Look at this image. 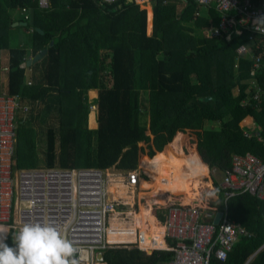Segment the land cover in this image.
Here are the masks:
<instances>
[{
  "label": "trees",
  "instance_id": "trees-1",
  "mask_svg": "<svg viewBox=\"0 0 264 264\" xmlns=\"http://www.w3.org/2000/svg\"><path fill=\"white\" fill-rule=\"evenodd\" d=\"M49 4L48 10H40L37 0H0V55L9 52L8 70L3 71L0 62V93L18 94L30 120L19 114L12 170L15 160L26 165L25 155L33 156L29 168L120 172L162 157L164 172L145 167L138 185L137 226L147 221L151 227L149 240L154 242L148 246L165 244L155 218L142 217L145 205L157 201L170 207L172 200L184 205L200 200V210L226 213L228 220L252 234L240 237L224 261L212 257L209 264H264V201L243 193L225 202L219 181L212 176L216 170L223 174L234 155L248 152L264 162V93L259 102L253 101L249 87L254 79L264 89V59L254 75L250 57L236 62V49L247 43L251 32L244 30L230 39L207 38L202 27L218 26L221 16L193 0H156L152 15L129 0ZM18 9L32 13V19L23 20L25 31H30L27 49L10 47L12 13ZM202 10L209 21L198 16ZM44 49L47 53L40 61L21 67L30 54L34 57ZM27 69L32 71L30 80ZM94 89L98 96L88 104L86 93ZM89 108L97 110L94 130L86 128ZM248 117L254 123L251 131L240 126ZM178 135L182 153L173 146ZM194 163L200 171L192 172ZM172 176L179 181L175 191H185V196L170 190ZM163 212H153L160 222ZM11 234L6 240L9 247ZM171 256L168 251L147 255L121 247L104 251L103 261L164 264Z\"/></svg>",
  "mask_w": 264,
  "mask_h": 264
},
{
  "label": "built area",
  "instance_id": "built-area-1",
  "mask_svg": "<svg viewBox=\"0 0 264 264\" xmlns=\"http://www.w3.org/2000/svg\"><path fill=\"white\" fill-rule=\"evenodd\" d=\"M111 3L118 0H98ZM156 0H131L140 9L152 8ZM167 2L169 0H162ZM204 9H215L221 16L218 26L206 31L207 38L241 35L251 32L248 42L236 49L238 59L249 56L253 60L251 75L261 67L264 58V0H193ZM40 10L49 9V0H37ZM29 21L28 10L22 9ZM258 35V41L254 35ZM255 50L257 52H255ZM254 101L261 99L264 89L258 88L251 79ZM28 108L21 104L18 94L0 93V225L7 226L12 233L26 222L52 223L72 240L78 248L86 250L81 264H100L98 254L114 248H136L147 255L154 251H168L171 258L164 264H209L212 257L222 262L240 237L250 238L252 234L240 224L228 220L221 213L218 223L216 214L202 211L198 205L161 206L164 221L155 218L162 227L164 248H152L154 242L149 235L148 222L134 227V231L122 227L112 228V222L131 220L133 206L124 200H114L109 185L114 172L97 168H24L12 170L17 143L18 117L25 115ZM248 137L247 133H244ZM148 158V157H147ZM145 171L143 162L136 170L125 172L126 188L132 194L138 189ZM219 187L225 202L247 193L264 201V162L252 153L231 156L230 167L223 172ZM123 201L125 203H123ZM130 207V209L128 208ZM123 209H127L124 211ZM132 225L134 223L132 222ZM110 233L127 235L130 240L110 241Z\"/></svg>",
  "mask_w": 264,
  "mask_h": 264
},
{
  "label": "clouds",
  "instance_id": "clouds-1",
  "mask_svg": "<svg viewBox=\"0 0 264 264\" xmlns=\"http://www.w3.org/2000/svg\"><path fill=\"white\" fill-rule=\"evenodd\" d=\"M142 10L147 14V9ZM149 10L152 15V8ZM257 22H264V17ZM9 231L7 226L0 225V264H81L86 258V250L74 245L50 222L24 223L11 234L13 247L6 243Z\"/></svg>",
  "mask_w": 264,
  "mask_h": 264
},
{
  "label": "crops",
  "instance_id": "crops-1",
  "mask_svg": "<svg viewBox=\"0 0 264 264\" xmlns=\"http://www.w3.org/2000/svg\"><path fill=\"white\" fill-rule=\"evenodd\" d=\"M202 9H204V8H202ZM21 10L22 9H18L16 12L12 13V16H13V18L15 20V24L13 25V30L11 31V33L9 35V37H10V47L11 48L25 47L27 49L29 47V33H30V31L27 32L24 29V28H26V26H24V24H26V23L23 22V20L25 19V16H24V14L22 13ZM204 10H208V9H204ZM204 10H202V11H204ZM202 11L200 13H198V16L201 17V19H203L205 22L209 21L210 17L208 15V13L206 12L205 14H202ZM28 16L32 19L31 11H28ZM208 29H209V27H206V26L202 27V34L205 35V33H206V31ZM8 55H9V52H5V51H3L1 53V55H0L1 56L0 57V62H1L2 68H3V71L8 70V60H9ZM31 58H33V57L30 54L28 59H31ZM252 62H253V60H252ZM262 62H263V60H262ZM39 72L40 71H38V73L36 72L35 75H38ZM25 75H26L27 79L30 80L32 78V71L30 69H27L26 72H25ZM2 81H3L4 84H6L5 76H4V79L2 78ZM249 87H250V84H249ZM97 96H98V90H96V89L88 90L87 93H86V100H87L88 104L91 103L92 100L96 99ZM259 101H256V102H259ZM97 126H98L97 125V110H96V108H92V111L88 112V116H87V120H86V128L89 129V130H94V129L98 128ZM240 126L244 127V128H248L250 131L254 129L253 120L251 118H249V117L246 118L245 120H243V124H241ZM181 139H182L181 135H178L176 137L175 140H176L177 143L175 145H177V147H181ZM178 140L180 141L179 144H178ZM174 143H175V141H174ZM172 201H171V203H172ZM157 203H159V202H157ZM159 205H160V203H159ZM145 206L142 208V217L144 219H152V218H154V216H153V214L151 212L152 209L149 210L148 215L143 214V209L145 208ZM155 206H157V205H155ZM130 216H131V221L130 222H133L134 223L133 227H136L137 226V212H136L135 216H134V212H132V215H130ZM134 217H135V219H134ZM117 222H119V221H116V222L114 221L112 223V225L117 223ZM132 231H134V230H132ZM111 240H112V242H114L112 235H111ZM99 254H98V259L99 258L101 259ZM249 259L251 260V258H249ZM100 264H107V263H105L104 261H100Z\"/></svg>",
  "mask_w": 264,
  "mask_h": 264
},
{
  "label": "rangeland",
  "instance_id": "rangeland-1",
  "mask_svg": "<svg viewBox=\"0 0 264 264\" xmlns=\"http://www.w3.org/2000/svg\"><path fill=\"white\" fill-rule=\"evenodd\" d=\"M205 13H206L205 11H202V14H205ZM150 27H151V29L148 32L149 34H151V32H152V25H151V23H150ZM2 78L4 79V75H2ZM235 93H236V90H235ZM89 111H92V108H89ZM20 114L22 115V113H20ZM28 119H29V115L28 114H25L24 115V120L30 121ZM144 121H146V123H147L148 122V119H145ZM241 124H243V121L241 122ZM33 125H35L37 127L38 124H37V122H35V123L33 122ZM208 128L209 129H216L215 126H208L207 129ZM176 143L177 142L175 141V143L173 144V146H175L174 147L175 150L178 153H182L181 147H177V145H175ZM43 148L44 147H37V150L41 151ZM15 149H16V147H15ZM24 160H26V165H23L22 167L20 166L22 163L17 162L16 160L14 161V169H15V170H13L14 172L15 171L18 172L20 169L29 168L31 165H33L32 164L33 163V156L32 155H25L24 156ZM40 162H39V167L42 165ZM145 164L147 165V167L150 170H152L155 173L162 174L164 172V164H163V161H162V157H159V158L155 159L154 162H152V163L145 162ZM35 165H36V163H35ZM190 167L192 168V172H198V171H200L199 165L197 163L191 164ZM110 171L111 172H114L115 175L112 176L113 179H111V181H110L109 189L111 188V191L110 192L113 194V196H115V195L118 194V188H117V186L115 184H113V182H119V184L125 185L126 176H125V172H120V171H118L116 169H110ZM213 172L214 173H212V176H214L218 181H220L221 178H222V173L218 172L217 170L216 171H213ZM171 184L172 185H171V189L170 190L172 191V193L175 196L181 197V196H185L186 195V192L185 191H175L176 187H179V181H178L177 177H175V176L173 177L172 176V178H171ZM126 190L129 193V197H127V198H130V196H132V198H133L132 202L130 203L133 206V209L131 211L137 212L138 211V208H139V204H140V201L138 199V194H139L138 190H139V188L135 191V194H132L131 193V190H129L128 188H126ZM193 191H196V188H194ZM181 192H184L185 194H179ZM173 201L176 202V203H182V204H184V201H182V200H180V201L173 200ZM123 203H125V202H123ZM199 203H200V200H196V201H193L192 204L199 205ZM155 205H157V206H155ZM145 207L148 210L152 209L153 212L156 211V210L158 211L161 208V206L157 202L149 203ZM128 208L130 209V207H128ZM123 210L124 211H127V209H123ZM152 210H151V212H152Z\"/></svg>",
  "mask_w": 264,
  "mask_h": 264
},
{
  "label": "bare ground",
  "instance_id": "bare-ground-1",
  "mask_svg": "<svg viewBox=\"0 0 264 264\" xmlns=\"http://www.w3.org/2000/svg\"><path fill=\"white\" fill-rule=\"evenodd\" d=\"M180 140V139H179ZM178 140V144L180 143V141ZM144 166L145 167H147V165L144 163ZM148 168V167H147ZM149 169V168H148ZM113 181V180H112ZM113 184H115L116 186H117V188H118V194L117 195H115V196H113V194L110 192L111 191V188L109 189V192H110V195H112V198L114 199V200H119V199H121V200H124L125 202H127L128 204H130L131 202H132V200H133V198H132V196H130V198H127V197H129V193L127 192V190H126V186L125 185H123V184H119V182H113ZM139 185V184H138ZM179 194H185L184 192H181V193H179ZM123 201V202H124ZM175 205H184V204H182V203H176V202H172L171 204H170V206H175ZM148 213H149V210L145 207L144 209H143V214H145V215H148ZM136 215V212H134V216ZM134 219H135V217H134ZM116 222V221H115ZM113 223V222H112ZM124 225H126V228H130L131 229V231L132 230H134V227H133V225H132V222H128V223H124L123 221H119V222H117V223H115V224H113L112 225V228L113 229H115L116 227H122V226H124ZM111 235L113 236V241L114 242H124V241H128V240H130V237H128L127 235H116V234H113V233H110V241H112L111 240Z\"/></svg>",
  "mask_w": 264,
  "mask_h": 264
},
{
  "label": "water",
  "instance_id": "water-1",
  "mask_svg": "<svg viewBox=\"0 0 264 264\" xmlns=\"http://www.w3.org/2000/svg\"><path fill=\"white\" fill-rule=\"evenodd\" d=\"M130 1H131V0H130ZM181 1H184V0H181ZM24 26H27V24H24ZM152 27H153V26H152ZM50 45H52V43H51ZM46 53H47V50H46V49L40 51V52H39L38 54H36L33 58L28 59L25 63H23V64L21 65V67H22V68H26V67H29L30 65L36 63L37 61H40V60L46 55ZM220 217H221V213L216 214V216H215L214 219H213V222L217 224L218 221H219V219H220ZM99 255H100V257H101V259L99 258V260H100V261H103V260H104V258H103V254L100 253ZM249 260H250V259H249ZM249 260H248V261H249Z\"/></svg>",
  "mask_w": 264,
  "mask_h": 264
}]
</instances>
